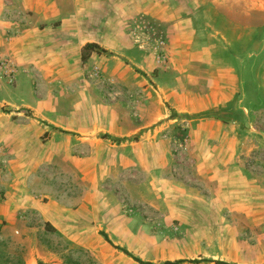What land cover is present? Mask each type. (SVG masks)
Segmentation results:
<instances>
[{"label": "rangeland", "instance_id": "rangeland-1", "mask_svg": "<svg viewBox=\"0 0 264 264\" xmlns=\"http://www.w3.org/2000/svg\"><path fill=\"white\" fill-rule=\"evenodd\" d=\"M226 2H217L215 31L204 28L200 38L206 44L199 49L215 47L210 60L219 69L213 62L194 69L200 62L168 53L172 0H0V264H98L71 250L38 212L16 208L24 202L16 195L20 184L31 202L56 201L74 231L77 221L78 231H107L134 253L142 237L155 246L161 235L178 239L181 231L224 234L227 247L214 246L218 255L243 256L244 240L258 245L260 237L226 233L264 231L257 215L219 212L221 182L241 181L232 159L219 154L218 140L198 133L192 140L207 118L237 123L238 165L248 178L264 179V11L256 5L253 30L230 27L227 18L237 16ZM26 28L32 35L21 40ZM84 37L102 41V52L85 63ZM237 53L242 61L231 78H240L239 90L222 92L224 105L203 111L206 99L218 97L202 90L213 79L208 73L227 87L225 63ZM252 190L247 201L256 207ZM81 209L94 227L67 213ZM260 254L249 262H261Z\"/></svg>", "mask_w": 264, "mask_h": 264}, {"label": "crops", "instance_id": "crops-1", "mask_svg": "<svg viewBox=\"0 0 264 264\" xmlns=\"http://www.w3.org/2000/svg\"><path fill=\"white\" fill-rule=\"evenodd\" d=\"M172 2L174 3V6L177 7V9H175V11L173 9L168 13L167 21L165 23L167 27H173V34L169 35V37H171V46L168 50L170 57L172 59H178V53H181L179 55H181L182 60H184L185 58L187 59L189 57L194 63L200 62L199 66L193 67L194 69H202L201 66L203 63L207 65L212 64L214 60H210V51H215V47H211L210 51L206 49V51L201 50L199 48L200 46L206 44L201 40L203 37V29L207 28L206 33H208V31H215L218 23V17L220 16L219 13L221 12L220 6H222L223 4L220 3L222 5H217L219 4L217 3L218 0H181L182 6L180 8V6L175 3V0H172ZM224 4H230L231 7H233L234 9L232 13L237 16L234 17V19H230L229 17L227 18V20L230 22V27H233L232 23H234L236 25H241L243 27H246L247 29L253 30L255 26L253 20V13L256 10V5L260 6L261 8H258L264 11V0L260 1L259 5L256 4V0H229V2H226ZM240 13L241 15H239ZM238 16H241V19H239ZM176 28H182L183 30L181 32H176V30H174ZM32 31L33 29L30 33L28 31V28H26L24 32L22 31L23 37H21V40H27L28 38H30V36L32 35ZM176 33L181 36V39L180 36L175 37ZM195 37H199V40H196ZM80 40L84 41L85 45L88 43H94L98 45L100 44L99 42H102L93 38L85 37L80 38ZM205 52H207V54ZM247 53L250 57L251 54L249 52ZM239 58L241 59L238 60ZM237 61H242V57L239 53L234 54L229 59L228 63H225V71L229 78V80L226 79L225 81L227 87H224L223 85L218 86V84L220 83H218L216 79V72L208 73V75H211L213 79H205L203 84L204 88H202V90H207L208 92L216 93L217 95L214 96L218 97L206 99L202 105V108H204L203 111L209 112V110L212 108H217L224 105V103L220 101L223 98L222 92H236L239 90V88H236V86L240 84L238 83L240 78L237 81L231 78L234 77L236 69L240 66L238 65ZM212 65H218L217 60L213 62ZM218 69H215L214 67L209 68L210 71ZM177 71L179 72L180 70L177 69ZM198 75L202 77L201 70ZM225 82L222 81V83ZM196 83L199 84V80H196ZM207 84H210V87H205ZM196 133H198L200 137L206 141L210 139L220 141L221 150H219V154L222 155L223 153H225V158L229 157L232 159L231 165L234 166L232 170L234 173L236 172V174L239 175V177L241 178V181L236 179L221 182L220 187L217 188L219 194L218 197L221 199L222 203L221 207L219 208V212L222 214H235L232 216V218L234 217L244 219H249L252 216L257 215V218L259 219L257 227L264 228V179L261 180L248 178V172L243 171V169L238 165V155L236 146L238 145L239 133L237 123H231L228 125L223 121L207 118L199 124L198 130L192 133V140L196 137ZM192 146L193 144L188 147V152L189 155H192L194 158V152L191 151ZM229 147L231 151L229 150ZM206 182H208L207 177ZM20 187H18L16 195L19 198H22L24 202L19 205L17 203L16 208L24 210H34V212H38L40 221H42L46 227L49 224V226L55 230V233L62 240H64V242L70 247L71 250L85 252L86 254L90 255L92 260L97 262L98 264H138L132 258L125 255L118 249H115L108 242H106L100 232H105L115 247L124 248V246L114 237H112L111 234L107 231H78V221L76 223V229L74 231L73 224L69 225L71 218L63 215L59 216V214H61V210L58 211L60 209V206H54V203H56V201H52L49 204L38 203L36 201L31 202V200L28 198L29 190L21 184ZM254 188L258 189L256 194L260 200L259 204L256 207H250L247 200L250 199V196L255 193V191L252 190ZM235 199H240V201L237 202ZM86 202L89 204L87 200L84 201V203ZM16 210L17 209H14L15 212ZM69 211L70 212L67 213H70L72 216L76 215L82 217L84 221V226L86 227H88L90 224L92 225V223L94 222V218L88 216L89 214L84 212L82 209L80 213H74L71 210ZM13 220V218H10L8 222L11 223ZM161 232L165 233L164 231ZM181 232H183L184 235H182V237H178V239L172 238L171 232V237H165V235H161L162 238H158L155 241V246H152L153 242L144 240L142 237L144 244L141 247L138 245L135 246L136 253H134L132 249L126 248V250L131 254L132 257L143 262L152 264H163L165 262H179V264H192L190 261H195L197 259V261H203L198 264H216L217 261H221L223 263L228 264H252L251 262H249L250 258L251 256L254 258L256 250H259L261 251L259 260L261 262L256 264H264V231H226L228 235L231 234L234 235V237L242 236L245 234L250 235L251 237H260V239H258L259 243L257 246L245 240L244 242L240 243L242 244L241 247L243 248L241 252L238 250L240 254L243 255L241 257H236L238 253L236 254L234 251L232 252L231 257L222 252H219L218 255V252H216L217 250L216 248H214V246L218 245L220 247L219 251H222L225 247H227L225 246L226 242L223 240L224 234L222 233L220 234L221 239H214L211 235V231ZM198 235H200L201 238L197 239L196 237ZM207 237H209V239H207ZM170 239H177L179 242L181 241V245H178L179 242L177 241H173L172 244L167 245V240ZM251 242H254L253 239ZM236 244H238L237 239ZM150 253L151 257L146 259L145 255ZM245 255L246 259H243Z\"/></svg>", "mask_w": 264, "mask_h": 264}, {"label": "trees", "instance_id": "trees-1", "mask_svg": "<svg viewBox=\"0 0 264 264\" xmlns=\"http://www.w3.org/2000/svg\"><path fill=\"white\" fill-rule=\"evenodd\" d=\"M102 51H101V49H100V47H99V45H97V44H94V43H88V44H86L83 48H82V53H81V59H82V62H87L89 59H90V57L93 55V54H100ZM104 138H107L106 136L104 137ZM104 237H105V239H106V241L109 243V244H111V242H110V240H109V238L107 237V235L106 234H102ZM116 249H118V250H120L121 252H123L124 254H126V255H128V256H131L130 255V253L127 251V250H125V249H122V248H119V247H115ZM136 262H138L139 264H151V263H143V262H141V261H139L138 259H135V258H133ZM194 264H198V263H200V262H203V261H197V260H195V261H192ZM163 264H179V262H174V263H172V262H165V263H163ZM217 264H228V263H223V262H217Z\"/></svg>", "mask_w": 264, "mask_h": 264}]
</instances>
